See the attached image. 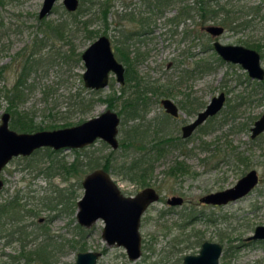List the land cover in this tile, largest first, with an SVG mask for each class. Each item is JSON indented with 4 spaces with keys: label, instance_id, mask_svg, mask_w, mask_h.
<instances>
[{
    "label": "rangeland",
    "instance_id": "1",
    "mask_svg": "<svg viewBox=\"0 0 264 264\" xmlns=\"http://www.w3.org/2000/svg\"><path fill=\"white\" fill-rule=\"evenodd\" d=\"M42 2L9 0L5 5L4 15H13V21L19 19L14 23L22 26L21 33L11 37L10 56L44 38L40 21L66 23L61 36L46 40L51 51L34 68L37 71L29 80L31 90L26 91L20 111L31 115L38 126L36 131H42L74 126L110 109L120 116L119 147L112 150L97 139L80 149L44 147L11 159L0 174L4 182L0 205L14 201L23 217L9 218V214L0 220V264H24L23 258L17 259L22 250L32 256L30 264H75L77 253L85 251L100 253L96 264H181L185 255L198 253L204 241L222 246L219 264H264V242L246 241L256 226L264 225V133L250 138V127L264 111V84L252 81L239 64L225 62L212 49L214 40L253 47L261 54L264 67V0H174L162 13L147 8L146 0H115L107 27L98 17L87 27L74 23L64 12L62 0H57L51 13L40 20ZM199 4L209 6L215 15L201 20ZM184 6L190 8L192 22L178 16ZM131 12L134 21L142 16L150 18L147 33L140 35L143 27L127 21ZM117 24L120 29L139 33L127 41L129 52L124 53L116 43L117 36L120 39ZM209 24L224 26V33L210 37L201 30ZM87 29L100 34L92 38ZM103 30L115 56L120 58L121 54L128 60L130 75L147 90L133 118L121 111L123 99L133 92L129 83L121 88L110 73L105 88L90 90L83 85L81 53ZM137 49L145 54L141 61L134 60ZM8 57L0 58V64L7 65L0 87L12 86L22 67L21 60L10 62ZM174 90L178 94L171 99L183 101L186 107L177 119L167 117L160 104L162 94ZM220 92L226 94L223 109L189 138L177 140L181 138L180 127L191 122ZM80 99L91 105L81 110ZM192 102H196L193 108ZM5 108L6 102L0 98V117ZM124 137L141 140L146 150H152L159 138L174 139L153 162L147 186L156 188L159 200L140 218L141 255L135 260L128 259L122 246L105 243L102 220L82 227L76 220L77 205L70 207L83 195L81 182L91 171L89 162L101 165L113 158L120 165L135 155V147L120 145ZM232 152L241 155L243 161L236 154L230 156ZM176 162L183 163L181 171L171 174L169 167ZM251 169L256 170L259 183L243 198L223 206L199 202L208 193L233 186ZM117 172L108 173L124 196H134L144 188ZM172 196L182 197V205L168 206L166 200ZM19 227L23 235L13 231Z\"/></svg>",
    "mask_w": 264,
    "mask_h": 264
},
{
    "label": "water",
    "instance_id": "2",
    "mask_svg": "<svg viewBox=\"0 0 264 264\" xmlns=\"http://www.w3.org/2000/svg\"><path fill=\"white\" fill-rule=\"evenodd\" d=\"M57 0H43L38 12V19L48 16ZM67 12L73 13L79 7V0H62ZM204 31L213 37L223 32V27L209 25ZM213 48L225 62L240 64L251 79L262 80L264 70L260 65L259 54L240 45H222L213 43ZM85 70L82 81L86 88L99 90L108 85L110 73H113L119 83L124 82V68L114 56L111 41L108 36L101 35L90 43L81 53ZM225 94L221 92L214 96L205 108L189 124L184 125L182 137L187 138L208 118L215 116L223 107ZM161 104L167 113L177 116L174 103L168 99ZM10 114L3 112L0 117V173L5 165L18 156H29L35 150L49 147L58 149H80L97 139L107 143L111 149L118 147L117 132L119 116L107 109L100 115L83 121L80 124L54 130H42L32 133L16 132L9 127ZM264 132V113L254 121L251 127V139ZM259 178L256 170L251 169L241 176L236 183L226 189L208 193L199 199L205 205L220 206L235 202L246 196L256 185ZM81 185L83 195L77 201L76 220L82 227L88 228L97 220H102L104 226L101 237L108 246L124 247L129 260H135L141 255V236L139 233L140 218L148 206L159 200V194L153 187H145L134 196H124L108 172L98 168L83 178ZM3 180L0 177V189ZM170 206H180L183 199L172 196L166 200ZM247 241H264V225H258ZM222 246L216 242L204 241L197 254L185 255L181 264H219ZM99 252L85 251L76 255L75 264H96ZM39 264V263H35Z\"/></svg>",
    "mask_w": 264,
    "mask_h": 264
},
{
    "label": "trees",
    "instance_id": "3",
    "mask_svg": "<svg viewBox=\"0 0 264 264\" xmlns=\"http://www.w3.org/2000/svg\"><path fill=\"white\" fill-rule=\"evenodd\" d=\"M9 0H0V58L2 59L4 56L9 54L10 62H17L21 60L22 67L21 70L17 73L14 83L10 87L2 86L0 87V98H2L6 102L5 111L9 112L10 114V122L9 126L11 129L16 130L18 132H35L38 129V126L34 124L33 118L26 112L20 111L22 110L20 107L23 102L26 100L27 92L31 90L29 85V80L31 79V74L36 72L37 70L33 71L35 67L39 65L41 62L42 57L50 53L51 49L46 48V40H49L53 37H59L62 35V31L65 29L66 23L62 22L59 24H53L49 21H40V28H42L43 37L40 40H35L32 44H26L20 51H16L13 56H10V49L12 46L11 37L15 34L21 33V28L18 23L19 19H15L13 21V15L10 17H6L4 15V10L6 9L5 5L8 3ZM11 1V0H10ZM202 2L203 0H198ZM115 0H80V4L76 12L68 13L64 10V12L69 15L76 23L82 24L84 27L90 25V23L98 17V19L102 20L107 27V20L108 17L111 16V9L113 7V3ZM174 0H148L147 4L148 7L151 8L152 11L158 13L162 6L169 7ZM93 6V8H92ZM209 6H203L199 4L198 6V15L201 20H206L207 18H212L214 16V12H211L208 9ZM185 6L183 9L180 10L179 17H185ZM93 10V11H91ZM214 14V15H210ZM86 19L81 21V17L88 16ZM93 16V18L91 17ZM80 17V18H79ZM72 24V23H71ZM149 23L146 26H143V30L147 29ZM105 27V28H106ZM88 34L94 38L96 35L100 34L98 30H91L87 29ZM101 35H107L106 31L103 30ZM139 35L138 32L130 33V38L133 36ZM132 36V37H131ZM37 39V38H35ZM127 40L125 38L123 40H119V45L121 46L122 51L125 53L127 48ZM42 50H46L43 52ZM135 61H141L145 54L140 50H136L134 54ZM120 61H123L126 65L129 64L128 60L121 56L120 54ZM7 65L0 64V77H2L3 72L5 71ZM135 86L131 96H127L122 101V112L132 115H137V112L140 110L139 102L143 103L145 94L147 90H144L136 79H134ZM27 91V92H26ZM79 107L81 110H86L91 104L88 101H83L82 99L79 100ZM111 106V103L110 105ZM120 111V113H122ZM22 114V115H21ZM177 140H180L177 138ZM137 141L132 139H127L124 137L120 143L125 149L129 147H135V155L130 159L122 162L120 165L116 162L113 158H107L101 165L93 164L91 162L88 163L89 169L92 171L97 168H102L106 172L109 171H117L118 174L121 172L124 173V176L127 177L130 181H136L142 187L149 185V176L153 173L154 160L158 159L160 156L164 154V149L167 145L173 143L172 139L170 138H159L152 146V150H146L145 144L141 141ZM135 142V146H134ZM140 143V145L136 143ZM177 145V144H176ZM49 154L50 150L46 149ZM35 152V151H34ZM33 152V153H34ZM239 161H243L241 155L237 154L236 152H232L231 155H235ZM91 163V164H90ZM128 163V164H127ZM127 164V165H126ZM182 162H176L174 166L169 167L171 168V174H175L177 171H181ZM118 167V168H116ZM76 200L74 203H71V208L75 209ZM9 218L15 217L16 219L22 218V210L15 204L14 201H10L6 204L0 205V220L1 218L6 217L9 215ZM18 232L20 235H23L25 232L22 230V227L17 228V230H13ZM14 232H12L13 234ZM23 258L24 264H30L32 256L30 254L24 253L22 250L20 256H17V259Z\"/></svg>",
    "mask_w": 264,
    "mask_h": 264
},
{
    "label": "flooded vegetation",
    "instance_id": "4",
    "mask_svg": "<svg viewBox=\"0 0 264 264\" xmlns=\"http://www.w3.org/2000/svg\"><path fill=\"white\" fill-rule=\"evenodd\" d=\"M146 1H148V0H146ZM79 4H80V0H79ZM54 5H55V4H54ZM62 5H63V4H62ZM63 8H64V6H63ZM147 8H148V5H147ZM181 9H183V8H181ZM181 9H180V10H181ZM188 9H190V8H189V7H186V8H185V12H186L185 17H186L187 22H188L189 20H191V22H192L193 16L190 14V11H189ZM64 10H65V8H64ZM134 10H135V8H134ZM180 10L178 11V15H179V13H180ZM65 11H66V10H65ZM163 11H165V7H164V6H162V8H161V10H160L159 12L162 13ZM66 12H67V11H66ZM75 12H76V11H75ZM68 13H70V12H68ZM73 13H74V12H73ZM120 17H121V16H120ZM127 18H128V17H127ZM129 18H130V19H129ZM129 18H128L127 21H128V22H134L135 24L138 25L139 28H140V27H143V26H146L147 23H149V25H150V18H148V17H143V16H142L141 18L139 17L138 20L134 21V12L129 13ZM209 25H216V26H221V27H223V32H222V34H223L224 31H225V28H224V26H222V25H217V24H209ZM209 25H206V26H209ZM115 26H116V25H115ZM206 26H203V27L201 28V30L203 29V31H204V27H206ZM116 29H117V32L119 33V36H120V39H121V40H123V39L125 38V40L128 41V40L130 39L129 36H130V33H132V31L127 30V29H125V28L120 29V28H118V24H117ZM204 32H205V31H204ZM144 33H147L146 30H142V31L140 32V35H143ZM205 33H207V32H205ZM207 34H208V33H207ZM222 34H220V35H222ZM208 35H209L210 37H212V38H217V37H218V36L213 37V36H211L210 34H208ZM220 35H219V36H220ZM99 36H101V35H99ZM99 36H98V37H99ZM106 36H107V35H106ZM192 36H193V34H192ZM98 37H97V38H98ZM120 39H119L118 36H117V38H116V43H117L118 46H119V40H120ZM93 41H94V40H93ZM93 41H92V42H93ZM92 42H91V43H92ZM214 42H219V41H218V40H214V41L212 42V49H213V50H214V48H213V43H214ZM219 43H220V42H219ZM126 44H127V43H126ZM220 44H221V43H220ZM222 45H231V44H222ZM111 46H112V45H111ZM240 46H242V45H240ZM243 47H244V46H243ZM245 48H248V47H245ZM252 48H253V47H251V48H249V49H252ZM252 50L256 51L257 49L255 50V48H254V49H252ZM126 51H128V50H126ZM126 51H125V52H126ZM214 51H215V50H214ZM262 51H263V50H262ZM262 51H261V52H262ZM128 52H129V51H128ZM215 52H216V51H215ZM256 52L259 54V56L261 55L258 51H256ZM113 53H114V52H113ZM216 53H217V52H216ZM185 54H188L187 51L185 52ZM128 55H129V53H128ZM191 55H192V53H191ZM114 56H115V54H114ZM218 56H219V55H218ZM219 57H220V56H219ZM115 58L117 59L118 62L122 63L123 68H124V73H123V75H124V82H123V83H119V82L117 81V79H116V81H117L120 85H122L121 88L128 87V84H126V86H124V85H125V83H129V86H130L131 88L134 89V86H135L134 78H133L132 75H130V71L127 69V66L129 67V64H128V65H125V63L121 62V61L119 60L118 57L115 56ZM190 58H191V57H190ZM260 60H261V59H260ZM82 62H83V61H82ZM232 64H233V63H232ZM83 65H84V64H83ZM239 65H240V64H239ZM260 65H261V62H260ZM240 66H241V65H240ZM261 67H262V65H261ZM262 69L264 70V67H262ZM198 70H199V66L197 67V69H196L195 71H198ZM245 71H246V70H245ZM83 72H84V71H83ZM186 72H187L188 74H190L189 71H186ZM246 73H247V71H246ZM188 74H187V75H188ZM109 76H110V75H109ZM247 76H248V73H247ZM187 77H188V76H187ZM248 77H249V76H248ZM115 78H116V77H115ZM249 78H250V77H249ZM250 79H251V78H250ZM251 80L254 81V82H256V83H258V84H260V85H261V84H262V85L264 84V78H263L262 80H257V79H251ZM108 82H109V79H108ZM83 85H84V84H83ZM84 87H85V86H84ZM90 90H91V89H90ZM99 90H100V89H99ZM161 92H162V90H161L159 93H161ZM175 93L178 94V91H177V90H174V91H169V92H167V93L165 92L164 94H162V97H161V99H160V104H161V101H162V100L168 99V100L172 101V102L174 103V105L176 106L177 111H178V114H177V116H174V115H171L170 113H167L166 110L164 109L163 105L161 104V106H162V108H163V110H164L166 116L169 117V118H171V119H177V118H179V116H180V114H181V110H183V109L186 108V107L183 106V101H182V102H181L180 100H176V101H174V100L171 99V97H176V96H175ZM220 93H221V92H220ZM220 93H218L217 95H219ZM223 93H224V92H223ZM224 94H225V93H224ZM186 95H189V94H186ZM217 95H215V96H217ZM129 96H130V95H129ZM213 97H214V96H213ZM213 97H212V98H213ZM212 98H211V99H212ZM211 99H210V100H211ZM263 100H264V97H263ZM195 103H196V102H192V103H191V108H193V106L195 105ZM208 103H209V102H208ZM225 103H226V94H225V102H224V105H225ZM196 105H197V104H196ZM224 105H223V107H224ZM223 107H222V109H223ZM204 108H205V107H204ZM204 108H203V109H204ZM203 109H202V110H203ZM222 109H221V110H222ZM202 110H201V111H202ZM221 110H220V111H221ZM220 111H219V112H220ZM199 112H200V111H199ZM199 112H197V114H198ZM219 112H218V113H219ZM218 113H217V114H218ZM263 113H264V111L262 112V114H263ZM197 114L195 115V118H196ZM217 114H216V115H217ZM262 114H261V115H262ZM117 115H118V114H117ZM261 115H260V116H261ZM118 116H119V115H118ZM127 116H129V118H133V117H135V115L128 114V113H127ZM260 116H259V117H260ZM212 117H214V116H212ZM212 117H210V118H212ZM259 117H258V118H259ZM195 118H194V119H195ZM258 118H257V119H258ZM119 119H120V116H119ZM194 119H193V120H194ZM208 119H209V118H208ZM257 119H256V120H257ZM193 120H192V121H193ZM192 121H191V122H192ZM206 121H207V120H206ZM9 122H10V120H9ZM191 122H189V123H191ZM119 123H120V121H119ZM189 123H186V124H189ZM186 124H184V125H186ZM253 124H254V122H253ZM253 124H252V126H253ZM184 125H182V126L180 127L181 138L179 137V139H187V138L190 137V136L187 137V138H183V137H182V130H181V128H182ZM201 125H202V124H201ZM118 126H119V125H118ZM252 126H251V127H252ZM9 127H10V126H9ZM198 127H199V126H198ZM198 127H197V128H198ZM251 127H250V135H251ZM197 128H196V129H197ZM196 129H195V130H196ZM12 130H13V129H12ZM195 130H194V131H195ZM14 131H15V130H14ZM194 131H193V133H194ZM16 132H17V131H16ZM19 133H20V132H19ZM31 133H32V132H31ZM193 133H192V134H193ZM263 133H264V132H262L261 134H263ZM261 134H259L258 136H260ZM258 136H256V137H258ZM256 137H255V138H256ZM177 138H178V137H177ZM250 138H251V137H250ZM170 139H172V138H170ZM172 140H174V139H172ZM117 141H118V139H117ZM118 147H119V142H118ZM118 147H117V148H118ZM117 148H116V149H117ZM112 150H113V149H112ZM13 158H14V157H13ZM13 158H12V159H13ZM7 164H8V163H7ZM7 164H6V165H7ZM6 165H5V166H6ZM97 169H98V168H97ZM101 169H102V168H101ZM2 170H3V169H2ZM103 170H104V169H103ZM90 172H91V171H90ZM246 173H247V172H246ZM0 174H1V173H0ZM108 174H109V173H108ZM109 175H110V174H109ZM257 175H258V174H257ZM258 178H259V176H258ZM1 179H2V178H1ZM111 179H112V178H111ZM258 183H259V181H258ZM3 184H4V182H3ZM257 185H258V184H257ZM257 185H256V186H257ZM146 187H151V186H146ZM144 188H145V187H144ZM153 188H154V187H153ZM254 188H255V187H254ZM254 188H253V189H254ZM142 189H143V188H142ZM155 189H156V188H155ZM253 189H252V190H253ZM252 190H251V191H252ZM251 191H250V192H251ZM157 192H158V191H157ZM250 192H249V193H250ZM137 193H138V192H137ZM137 193H136V194H137ZM249 193H248V194H249ZM158 194H159V193H158ZM78 200H79V199H78ZM78 200H77V201H78ZM154 203H155V202H154ZM229 203H231V202H229ZM152 204H153V203H152ZM166 204H167V203H166ZM201 204H202V205H205V204H203V203H201ZM227 204H228V203H227ZM76 205H77V202H76ZM150 205H151V204H150ZM150 205H149V206H150ZM167 205H168V204H167ZM149 206H148V207H149ZM168 206H170V205H168ZM210 206H213V205H210ZM216 206H217V205H216ZM220 206H223V205H220ZM171 207H175V206H171ZM144 212H145V211H144ZM42 221H43V219H42V220H39V222H42ZM252 233H253V232H252ZM246 241H247V240H246ZM252 241H253V240H251L250 242H252ZM255 241H260V240H255ZM261 242H264V241H261ZM202 243H203V242H202ZM202 243H201V244H202ZM200 247H201V246H200ZM123 248H124V247H123ZM125 252H126V251H125ZM198 252H199V251H198ZM196 254H197V253H196ZM126 255H127V254H126ZM220 256H221V255H220ZM127 257H128V256H127Z\"/></svg>",
    "mask_w": 264,
    "mask_h": 264
},
{
    "label": "bare ground",
    "instance_id": "5",
    "mask_svg": "<svg viewBox=\"0 0 264 264\" xmlns=\"http://www.w3.org/2000/svg\"><path fill=\"white\" fill-rule=\"evenodd\" d=\"M7 112V111H6ZM36 151V150H35Z\"/></svg>",
    "mask_w": 264,
    "mask_h": 264
}]
</instances>
